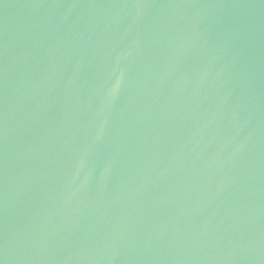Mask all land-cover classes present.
Returning <instances> with one entry per match:
<instances>
[{"label":"water","instance_id":"1","mask_svg":"<svg viewBox=\"0 0 264 264\" xmlns=\"http://www.w3.org/2000/svg\"><path fill=\"white\" fill-rule=\"evenodd\" d=\"M0 264H264V0H0Z\"/></svg>","mask_w":264,"mask_h":264}]
</instances>
